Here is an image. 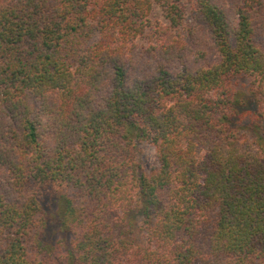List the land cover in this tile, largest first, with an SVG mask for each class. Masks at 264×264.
Returning a JSON list of instances; mask_svg holds the SVG:
<instances>
[{"label":"trees","instance_id":"16d2710c","mask_svg":"<svg viewBox=\"0 0 264 264\" xmlns=\"http://www.w3.org/2000/svg\"><path fill=\"white\" fill-rule=\"evenodd\" d=\"M0 264H264V0H0Z\"/></svg>","mask_w":264,"mask_h":264},{"label":"rangeland","instance_id":"374dc122","mask_svg":"<svg viewBox=\"0 0 264 264\" xmlns=\"http://www.w3.org/2000/svg\"><path fill=\"white\" fill-rule=\"evenodd\" d=\"M152 16L155 20H159L164 24H168V21L163 17L162 11L159 7H156L154 9ZM188 16L189 17H187V24L189 23V21L191 19L190 14H188ZM184 35H185V33H184ZM152 40H153L152 36H146V37L141 38L139 42H140V45L142 47H145ZM140 148H141V151H140L141 159H142L144 165L146 166V168L150 169L152 167V165L156 162L155 147L153 145H151L150 143L144 141L140 144ZM53 236H54V234H53Z\"/></svg>","mask_w":264,"mask_h":264}]
</instances>
